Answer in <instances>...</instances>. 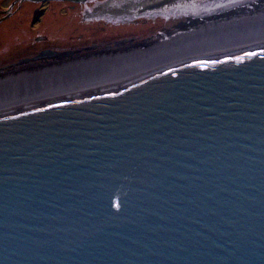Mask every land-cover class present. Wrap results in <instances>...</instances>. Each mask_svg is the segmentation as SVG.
I'll return each instance as SVG.
<instances>
[{
	"label": "water",
	"instance_id": "water-1",
	"mask_svg": "<svg viewBox=\"0 0 264 264\" xmlns=\"http://www.w3.org/2000/svg\"><path fill=\"white\" fill-rule=\"evenodd\" d=\"M245 18L115 89L85 91L150 54L59 100L49 78L0 88V264H264V44L234 47L264 23ZM208 44L231 50L192 55Z\"/></svg>",
	"mask_w": 264,
	"mask_h": 264
},
{
	"label": "rangeland",
	"instance_id": "rangeland-1",
	"mask_svg": "<svg viewBox=\"0 0 264 264\" xmlns=\"http://www.w3.org/2000/svg\"><path fill=\"white\" fill-rule=\"evenodd\" d=\"M50 1L0 0V45L4 47V52L0 58V60L2 59V62L0 61V88L2 92L4 91L3 97H11L10 95L13 93L14 95L20 93L23 96L25 90H21V87H25V84L27 88H33L32 85L35 87L36 83L39 85L37 80L49 78L48 72L51 69L60 68V74H64L68 72L71 64L83 66L82 64H87L90 59V62L99 61L102 58L105 61L107 59L108 61L113 60L114 64L121 66L124 61L125 65H130L131 61H136L134 55H137L136 52L138 51L147 54L152 53L158 57L166 56L164 54L171 52V47L167 46L170 50L168 51L164 46L166 43L172 42L174 38L178 37L180 43H188L193 38H186L195 30L211 28L221 25V23H226L228 26L237 22L238 18L246 17L248 12L264 8V0ZM39 3L43 5L40 7L37 5L36 8L32 9L33 4ZM61 5L63 6L60 9ZM8 6L11 7V12L9 9L5 10ZM136 9L137 11H135ZM13 11L17 15L11 17ZM115 11L118 14H115ZM85 12L86 14H84ZM127 12L130 14H126ZM36 15L38 17L35 20ZM59 15L62 19L53 21L52 18ZM143 16H151V18H147L146 23L144 19L140 18ZM105 17L111 21L107 23L102 19ZM128 17L140 18L139 20H142L144 24L141 21L136 24L128 23L126 26L123 21L124 19L127 21ZM114 19L123 21L114 23L112 22ZM151 20L165 25V29L155 31V28L152 29L155 24ZM97 21L100 24H96ZM106 23L109 25L108 27H105ZM190 24L191 28L186 29V26ZM8 28H14L13 32L10 33L6 30ZM42 33L49 35L51 43H56L59 46L71 48L72 46L84 45L86 47L82 50L64 48L63 53H69L66 56L68 60L44 64L43 59H35L30 56L33 53L30 41ZM99 42L101 45L96 44ZM171 45L176 46L177 44L173 42ZM14 46H18V48H11ZM175 48L180 50L181 45H177ZM119 55L121 61L118 63V59H115ZM16 56H19V59H16L18 60L17 65L5 66L6 64L3 62L11 58L15 59ZM53 57L55 56L48 58ZM139 65L141 64L138 63L137 66ZM143 71L145 72V70ZM137 77L140 75L135 76V78ZM71 82L64 87L65 91L72 87L68 88L74 81ZM54 87L58 88L59 84L54 85ZM48 88L50 86L43 87L44 91H49ZM1 102L2 104L6 103L5 98Z\"/></svg>",
	"mask_w": 264,
	"mask_h": 264
},
{
	"label": "bare ground",
	"instance_id": "bare-ground-1",
	"mask_svg": "<svg viewBox=\"0 0 264 264\" xmlns=\"http://www.w3.org/2000/svg\"><path fill=\"white\" fill-rule=\"evenodd\" d=\"M39 1V0H38ZM49 2H51L50 0H48ZM74 2H76V0H73ZM78 1V0H77ZM64 3V2H63ZM37 5H38V7H40V6H42L43 4H33V7H32V9H34V8H36L37 7ZM140 5V4H139ZM62 6L63 5H61L59 8L61 9L62 8ZM136 8V7H135ZM138 8H141V7H138ZM10 10V12L12 11L11 10V7L10 8H6L5 10ZM110 11H112L113 12V10H110ZM135 11H137V9L135 10ZM102 12H105V11H102ZM129 12H131L132 13V11H129ZM129 12H127L126 14H130ZM13 13H15V12H12V15H13ZM115 14H118V12L117 11H115L114 12ZM249 14H247V16H246V18L243 20V23H249V21H253L254 23L256 22V24H259L260 26H261V24H263L264 23V8L263 9H261V10H259V9H254L253 11H250V12H248ZM137 17H139V16H137ZM140 18H142V19H144V21L147 23V18H151V16H143V17H140ZM140 18H133V17H128L127 18V21L129 20V22H127L125 19H124V21L123 20H117V19H114V20H112V22H114V23H119V22H122L123 21V24H126V26L128 25V23H139V22H141L142 20H139ZM53 19V21H58V20H61L62 18L60 17V15L59 16H55L54 18H52ZM104 21H106L107 22V18L105 17V18H102ZM119 19V18H118ZM132 20V21H131ZM155 25L152 27V29H154L155 31H157L158 29L159 30H164L165 29V25H162L160 22H154L153 20H151ZM232 22V21H231ZM238 22H241L240 20H238ZM238 22H236V23H238ZM108 23V22H107ZM105 24L106 26L105 27H108L109 25L108 24ZM142 24H144V22L142 21L141 22ZM235 23V22H234ZM233 23V24H234ZM96 24H100V22L99 21H97L96 22ZM149 24V23H148ZM220 25V24H219ZM221 25H226V23H221ZM221 25L219 26V29H218V31H221ZM264 25V24H263ZM149 26H151V24H149ZM158 26V27H157ZM244 26V25H243ZM103 28H104V26H103ZM191 28V24L190 25H187L186 26V29H190ZM224 28V27H223ZM222 28V29H223ZM151 29V28H150ZM202 30H206L207 28H201ZM34 31V30H33ZM193 31V30H192ZM191 31V32H192ZM195 31H200V29H198V30H195ZM190 32V33H191ZM189 33V34H190ZM242 33L243 32H241V33H239V34H236L235 35V37H234V39L235 40H237V43H235L234 44V47L235 48H240L241 46H245V47H251V46H258V45H263L264 44V37L263 38H257V39H255V40H253V39H246L243 35H242ZM217 34H219L218 35V37L221 39L222 37H221V34L219 33V32H217L216 33V35ZM182 37V36H181ZM180 37V38H181ZM225 37H229L228 35H226ZM224 38V37H223ZM239 38H241L242 40L240 41L239 40ZM245 39V40H244ZM192 41H195V40H192ZM192 41H188V43H192ZM48 42H51V39H50V41H48ZM173 42H174V44H177V45H183V43H180L181 41L178 39V37L177 38H174L173 39V41L172 42H169V43H166L165 44V46H164V48H166L167 50H168V48H167V46H170L171 47V52H174L173 51V49H175V47H177V45L176 46H174V45H171V44H173ZM212 43V42H211ZM224 43L225 42H223V45L222 46H225L224 45ZM213 44V43H212ZM212 44H208L209 46H207V47H205V48H203L202 50H199L198 52H195V53H193L192 55H195V54H199L200 56H202V55H208V56H210L212 53H224V52H228V51H230L231 49L229 48V49H227L226 47H220L219 49H214V50H207L209 47H211V46H213ZM215 44H218V45H220L221 43H215ZM97 45H101L100 44V42L97 44ZM1 47H2V45H0V49H1ZM18 47V46H17ZM16 47V48H17ZM184 47H186L185 49H184ZM188 47L191 49V50H194L195 49V47L193 46V45H188ZM217 46H215V48H216ZM11 48H15V46L14 47H11ZM184 49V50H183ZM183 50V53H185V52H187V46L185 45V46H183L182 48H181V51ZM168 51H170V50H168ZM224 51V52H223ZM11 52V51H10ZM167 52V51H166ZM140 53L141 52H136V54H137V56H139L138 57V59L141 57V55H140ZM181 52H178V54L177 55H179ZM69 53H67V54H64L63 53V50H58V49H53V48H49V49H47V50H45V49H43L42 51H40L39 53H37L36 55H34L33 56V58H35V59H43V60H45V59H48V57H52V56H55V57H57V58H60V57H66L67 55H68ZM151 55H148L147 56V61L145 62V63H147L146 64V66L144 65V67L145 68H143L144 70H145V72L144 71H142V70H140V71H138V72H136V74H134L133 72V74H131V70L128 72V71H124V72H115V74L114 75H110L109 74V72H104V71H102V69L103 68H101L100 66H102L103 67V65H105V63H104V61L105 60H103V58L102 59H99V61H94V62H90L91 61V59L88 61V63L87 62H85V63H87V64H89V66L88 67H83L85 64H82L83 66H77V65H75V64H71L70 66H69V69H68V72H66V73H61L60 74V68H57L56 70L55 69H51L50 70V72H48V75L50 74V76H49V79H51L53 82H54V84L53 85H57V83L56 82H67V81H69V80H72V81H74L73 82V84H72V87L70 88V89H72V91H65L64 89L63 90H60L59 88H57V91H55V92H53L52 94L53 95H55L54 97L56 98V99H61V98H65V97H72V96H74V95H72V93H81L80 91H77L76 89L78 88V87H82V86H84V85H86V83H87V78H89L88 76L89 75H93L94 73H95V76L96 75H98V74H101V75H103V77L104 76H106L107 74H109L106 78H104V79H102V81H101V83L100 84H98L96 87L94 86V85H92V86H90V89H86L85 91L86 92H89V91H95L96 93H101L100 91H102V90H105V91H108V90H111V89H115V88H118V87H121V86H124V85H127V84H129L130 83V80H132V79H135V76H137V75H140V76H142L141 74H144V75H148V74H154V73H156V72H159V71H161V70H164V69H166V68H168L169 66H172V61L175 59V56H173V59L171 60V58H170V52H167L166 54H164V55H166V56H161V57H158L157 55H152V53H150ZM182 54V53H181ZM110 55H112V54H110ZM169 55V56H168ZM198 56V55H197ZM118 59V60H117ZM120 59V55L115 59V60H117V62H120L121 60H119ZM143 59V58H142ZM106 61H108V59L106 60ZM113 61V60H112ZM111 60H110V62H112ZM177 61H180L179 59L177 60ZM109 62V61H108ZM173 62H175V60L173 61ZM180 62H183V61H180ZM48 62H46V61H44V64H47ZM18 64V61H16V62H13V64H11L12 66H14V65H17ZM43 64V65H44ZM122 65H124V63H122ZM53 66V65H52ZM51 66V67H52ZM106 66V65H105ZM79 68H81V69H79ZM93 69H95L94 71H92ZM98 70H100V73H99V71ZM136 70H138V69H136ZM38 71V70H37ZM141 72H143V73H141ZM102 77V78H103ZM96 78H98V77H96ZM100 80V79H99ZM75 81H76V83H75ZM70 87V86H69ZM93 87V88H92ZM53 90V89H52ZM97 90V91H96ZM84 91V92H85ZM104 91V92H105ZM48 93H50V92H44L43 94H42V96L43 97H41V98H38L36 95H34L33 97H36V98H33V99H31V100H29V102H25L23 99L24 98H17L16 100H12V102L13 103H19V102H24V103H27V105L26 106H29L30 108L31 107H33V106H40V105H42L43 104V102L44 101H48V100H53V99H50V98H53V97H50L49 95H48ZM48 104V103H47ZM7 106V108L9 107V105H6ZM1 108H2V105L0 106ZM13 113V112H12ZM12 113H10V114H12Z\"/></svg>",
	"mask_w": 264,
	"mask_h": 264
},
{
	"label": "flooded vegetation",
	"instance_id": "flooded-vegetation-1",
	"mask_svg": "<svg viewBox=\"0 0 264 264\" xmlns=\"http://www.w3.org/2000/svg\"><path fill=\"white\" fill-rule=\"evenodd\" d=\"M10 6H8V8H9ZM13 12H15V11H13ZM84 14H86V12L84 13ZM17 15V13H13V15L11 16V17H14V16H16ZM37 17H38V15H36V18H35V20L37 19ZM93 19H95V18H93ZM108 20V19H107ZM111 20H108L107 22H110ZM105 23V22H104ZM13 29L14 28H8V29H6V30H8L10 33L11 32H13ZM5 30V31H6ZM4 33V32H3ZM6 33V32H5ZM49 36V35H48ZM47 35H45L44 33H42V34H38V35H36L35 36V39H33L32 41H30V45L33 47L32 48V51H33V53L30 55V56H34V55H36L37 53H39L40 51H42L43 49H49V48H53V49H58V50H63L64 48H66V49H78V50H82L84 47H86V46H84V45H81V46H79V45H77V46H72L71 48L69 47V48H67V47H63V46H59V45H57L56 43H51V42H48V41H50V39L51 38H49ZM96 44H98V43H96ZM95 44V45H96ZM16 47L17 46H15V49H16ZM18 48V47H17ZM3 49H4V47L2 46L1 47V49H0V58H1V55H2V52H4L3 51ZM20 56V55H19ZM19 56H16V58L15 59H8L6 62H3L4 64H6L5 66H8V65H11V64H13V62H16V61H18V60H16V59H19ZM66 60H68L67 59V57H60V58H57V57H53V58H48V59H45V60H43V62L44 61H46V62H49V63H58V62H64V61H66ZM1 62H2V59L0 60ZM42 61V60H41Z\"/></svg>",
	"mask_w": 264,
	"mask_h": 264
}]
</instances>
